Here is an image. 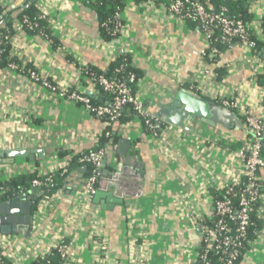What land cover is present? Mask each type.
Instances as JSON below:
<instances>
[{
	"label": "crops",
	"instance_id": "1",
	"mask_svg": "<svg viewBox=\"0 0 264 264\" xmlns=\"http://www.w3.org/2000/svg\"><path fill=\"white\" fill-rule=\"evenodd\" d=\"M94 2L0 0V7L12 13V29L23 8L32 5L38 11L39 5H45L56 40L51 45L35 34L13 31L9 56L59 89L76 90L103 104L109 101L108 95L81 75L79 68L87 65L104 73L123 48L140 74L133 92L156 117L181 89L216 105L219 97L234 100L264 120V87L258 83L264 76V0L249 5L255 19L262 17L260 32L254 35L260 44L256 51L235 45L206 64L198 28L177 21L156 5L126 0L118 39L103 40L98 15L91 8ZM218 69L224 71L221 76ZM191 84L199 92L191 90ZM229 111L239 124L230 121L225 128L186 120L183 127L170 125V130L153 138L129 108L121 121L108 126L82 106L0 65V151L42 149L45 155L43 159L34 155L33 161L14 158L0 165V182L32 175L14 196L31 193L33 179L66 167L69 188H57L48 204L36 198L29 238L4 235L14 241L5 252L7 264H35L58 243L69 246L72 264H194L212 202L219 189L243 171L236 151L249 138L242 117ZM107 131L115 143L110 141L103 148L105 170L113 172L123 163L119 143L127 141L126 154L133 157L127 169L135 171L134 177L121 179V189L113 192L121 202L110 203V209L105 208L110 205L105 200L95 204L94 196L90 201L82 196L88 174L86 166L78 163L81 155L99 148L100 137ZM57 151L66 153L58 156ZM72 166L78 168L71 170ZM258 177L261 197L253 214L258 230L235 264H264V169L258 170ZM108 185L102 176L96 191L110 192ZM17 245L21 251L15 249Z\"/></svg>",
	"mask_w": 264,
	"mask_h": 264
},
{
	"label": "built area",
	"instance_id": "2",
	"mask_svg": "<svg viewBox=\"0 0 264 264\" xmlns=\"http://www.w3.org/2000/svg\"><path fill=\"white\" fill-rule=\"evenodd\" d=\"M166 1L167 3L165 4L158 2V0H140L139 4L162 7L170 17L182 23L187 20L194 22L197 25L203 43L201 57L205 64L222 56L223 51L220 50V46H225L228 49L235 45H240L248 52L256 51V38L254 35L260 32L262 17L254 18L253 21L246 24L239 19L227 17L222 12L210 11L211 9H208L203 4L205 0ZM220 10L225 11L222 7ZM121 13L122 11H117L113 15L112 36H115V38L109 41L118 39L121 33ZM37 20L45 21L47 25L51 23L49 14L46 13L45 5L38 6V15L35 20L24 16L20 21L16 22L13 31H38L39 21ZM49 26L47 27L49 28ZM41 38L48 44L53 45L47 38L42 36ZM10 40L11 37H8V35H0V57L4 54L6 45H10ZM119 55L127 54L121 48ZM6 68L10 71L20 72L29 80L38 83L43 89L63 100L82 106L90 115L104 119L107 125L116 122L124 108L132 107L133 112L140 118L146 132L151 137L158 138L160 132L170 130L168 123L148 112L143 102L131 91L126 83L103 75H96L93 72L90 73V68L87 65L80 66L81 75L88 79L92 85H96L102 93L109 96L107 103L95 104L89 97L76 90L69 88L59 89L56 84L42 77L34 69L19 66L15 62H9ZM128 81L136 84L137 79L135 75L130 73ZM189 88L194 91L198 90L193 84ZM216 102L219 106L239 113L243 119V124L247 128L249 140L245 146L236 151V157L243 168L241 177L231 179V182L220 188L218 196L212 202L211 212L208 215L209 224H205L203 228L202 244L194 264H209L211 252H217L221 255V264H235L240 256L241 249L245 250L248 244L247 229L251 225L250 214L253 206L259 202L261 197L262 185L258 177V170L264 169V158L261 156L264 120L256 118L248 108L239 105L234 100L219 97L216 98ZM104 135L107 137L109 132H105ZM104 157V149L100 148L89 151L78 158L80 165L89 166L92 170L84 180L82 188V196L87 201H90L96 193ZM61 171L62 174H66L67 168L63 167ZM31 184L33 188L39 189L41 187H52L53 185L50 174L43 178L32 180ZM7 190L6 187L0 186V196L5 195ZM49 197L50 194H43L40 199L41 203L48 204ZM13 245L14 241L9 237L0 236V249L3 253L7 252L8 248ZM15 249L21 251L18 245ZM68 250L69 246L67 244L58 243L50 249L47 255L58 254L63 260L62 264H72L68 256ZM4 258L6 259V253ZM0 264H4L1 258ZM20 264H23L22 261Z\"/></svg>",
	"mask_w": 264,
	"mask_h": 264
},
{
	"label": "trees",
	"instance_id": "3",
	"mask_svg": "<svg viewBox=\"0 0 264 264\" xmlns=\"http://www.w3.org/2000/svg\"><path fill=\"white\" fill-rule=\"evenodd\" d=\"M135 3L140 2V0H133ZM255 0L248 3L247 0H208L203 1V4L208 8L211 9L210 11L223 13L225 16L233 18V19H239L242 22L248 24L254 19V15L249 12V5L252 4ZM126 0H95V2L91 5V8L97 13L99 23H100V30H101V36L103 40L109 41L115 38V36H112L113 32V15L117 11H122L125 7ZM158 2L167 3L166 0H158ZM224 8L225 11H221L220 8ZM10 11H6L5 9H2L0 7V35H8V37H12L13 35V29L11 26L10 21L12 19ZM38 15V11L32 6H28L27 8H23L21 12L16 16L17 21H20L22 17L26 16L29 19L35 20ZM16 21V22H17ZM39 21V20H37ZM39 30L38 31H25L30 34H35L39 37H45L48 40L52 42L53 45L56 44V40L52 37L50 29L47 27V22L45 21H39ZM185 23L189 24L192 28H196L197 25L187 20ZM106 24V25H104ZM3 26V28H2ZM259 42L256 41V47H259ZM10 45H6V49L4 54L0 57V65L7 66L9 62H15L13 58L9 56V48ZM220 50L224 51L226 50L225 46H220ZM217 59V58H215ZM213 59V60H215ZM212 61V60H211ZM16 63V62H15ZM93 72L96 75H103L111 79H116L121 82L126 83L127 86L131 89V91H134L135 84L129 83L128 81V75L131 73L135 75L136 79L140 76L139 72L134 68L132 64V60L128 55H118L115 59V61L110 65V67L103 73L97 72L95 70L90 69V73ZM224 73L223 70L218 69V75L221 76ZM259 85L264 87V76L259 77ZM109 97V96H108ZM144 107L148 110L145 103H143ZM129 108L131 112H133L132 107H126L121 113L120 118L116 121H121L125 110ZM151 114V113H150ZM154 115V114H151ZM156 117V115H154ZM112 124V123H111ZM109 124L108 126H110ZM109 132V131H107ZM105 133V132H104ZM112 139V140H111ZM111 141V144L115 143V139L112 137L111 133L109 132V135L106 137L104 134L100 137L99 141V148H104L107 143ZM66 153L65 151L60 152L57 151L56 154L58 156H62ZM261 156L264 158V136L262 138V151ZM78 166H72L70 167L71 170H76ZM86 173L89 175L91 173V167L86 166ZM51 179H52V187H41L38 191V198L41 199L43 194H51L57 190V188L63 187L64 190H69L68 187H66L67 174H62L61 169L57 170L53 173H50ZM102 172L100 173V178L102 177ZM31 178H33L32 175H28L27 177H18L11 179L6 182H0V186L6 187L7 193L5 195L0 196V202L5 199H9L11 197H14V194L16 192L22 190L21 187L23 185V181H30ZM34 180V179H33ZM32 182V181H31ZM36 206V202L34 204ZM258 205V202L253 206V210L250 214V220L251 225L247 229V240L249 238L254 237V233L256 230H258V222L253 220V214L255 211L256 206ZM206 224H209L207 222ZM211 224V223H210ZM243 250L241 249L240 256L238 257L237 261L240 259L242 255ZM5 252L3 253L0 249V258L4 262V264H7L4 258ZM210 262L209 264H221V255L217 252H211L209 255ZM62 264L63 260L58 254H53V256L47 255L44 259H38L35 264Z\"/></svg>",
	"mask_w": 264,
	"mask_h": 264
},
{
	"label": "water",
	"instance_id": "4",
	"mask_svg": "<svg viewBox=\"0 0 264 264\" xmlns=\"http://www.w3.org/2000/svg\"><path fill=\"white\" fill-rule=\"evenodd\" d=\"M252 1L253 0H247L248 3ZM173 110L175 113L171 115L170 111ZM157 117L169 125L176 127H183L184 121L186 120L193 122V124L199 121L210 126H221L225 128L229 125L230 121L239 124L238 118L228 109L210 103L204 97L195 96L181 89L172 96L170 105L162 109ZM243 126L247 132L246 126L244 124ZM120 147L123 149L119 150V154L123 155L125 158L123 163H119L118 166L114 168L115 170L109 173L105 170V161L102 165V175L109 180L108 190L111 191L105 192L101 189L97 190L93 197V202L95 204L100 203L101 200H105L107 204L121 202L115 199L113 192L121 189V179H130L134 177V169H127V166L131 165L130 160L133 158L131 155L126 154L128 149H126V147H128L127 141H120L119 148ZM34 155H37L39 159L45 157L44 150L42 149L31 151H27L26 149H8L0 151V165L12 163V159L21 157H28L30 161H33ZM136 166L138 168L142 167L140 162H136ZM84 169L85 167L81 168V170ZM38 190V188H34L31 190V193L25 192L14 196L12 199L0 202L1 235H21L29 238L32 227L31 211L32 206L35 204L37 198L36 192ZM105 208L110 209L111 204L105 206Z\"/></svg>",
	"mask_w": 264,
	"mask_h": 264
}]
</instances>
